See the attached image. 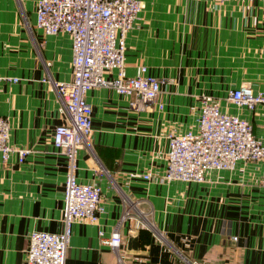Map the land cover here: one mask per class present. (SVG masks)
<instances>
[{
  "label": "crops",
  "instance_id": "1",
  "mask_svg": "<svg viewBox=\"0 0 264 264\" xmlns=\"http://www.w3.org/2000/svg\"><path fill=\"white\" fill-rule=\"evenodd\" d=\"M34 4L0 0V115L10 143L28 149L21 162L14 151L0 159V264H22L29 231L63 228L67 160L51 131L67 116L50 81L71 76L70 39L36 28ZM125 46L126 74L144 64L163 81L144 106L110 86L84 92L91 131L73 173L100 186L102 209L94 222L70 224L64 264H264V187L253 162L207 170L201 182L160 180L167 134L194 123L202 95L264 138V103L227 99L242 82L264 91V0H141ZM99 230L119 232L118 253Z\"/></svg>",
  "mask_w": 264,
  "mask_h": 264
},
{
  "label": "built area",
  "instance_id": "2",
  "mask_svg": "<svg viewBox=\"0 0 264 264\" xmlns=\"http://www.w3.org/2000/svg\"><path fill=\"white\" fill-rule=\"evenodd\" d=\"M140 8L141 0H35L34 26L47 35L63 32L70 39L71 76L50 81L59 109L67 116L66 122L52 128L51 143L66 158L67 172L62 193L63 228L29 231L22 264H64L70 224L94 222L102 209L100 186L81 182L73 173L77 150L91 131V107L84 92L110 86L131 96L129 103L134 106L152 103L159 92L163 78L148 73L144 64L138 65L134 74H126L124 69L125 35ZM111 69L115 71L110 73ZM227 99L252 109L264 103V91L242 82L228 91ZM199 102V113L190 127L168 132L160 180L201 182L207 170H228L238 163L253 162L259 169L257 182L264 187V138L253 132L245 116L222 110L210 95H202ZM9 136L8 121L0 115V159L6 161L14 151L16 160L23 161L28 149L13 146ZM130 175L148 179L150 172L131 171ZM98 234L118 253L121 238L117 230L109 235L99 230ZM230 238L235 240L236 235Z\"/></svg>",
  "mask_w": 264,
  "mask_h": 264
},
{
  "label": "water",
  "instance_id": "3",
  "mask_svg": "<svg viewBox=\"0 0 264 264\" xmlns=\"http://www.w3.org/2000/svg\"><path fill=\"white\" fill-rule=\"evenodd\" d=\"M136 237H129L128 240H127V247H136Z\"/></svg>",
  "mask_w": 264,
  "mask_h": 264
}]
</instances>
